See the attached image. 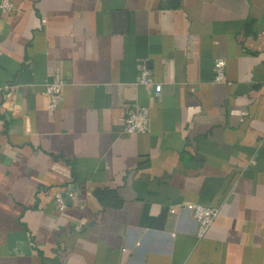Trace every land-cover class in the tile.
Returning <instances> with one entry per match:
<instances>
[{"label":"crops","instance_id":"0c3cea01","mask_svg":"<svg viewBox=\"0 0 264 264\" xmlns=\"http://www.w3.org/2000/svg\"><path fill=\"white\" fill-rule=\"evenodd\" d=\"M10 1L0 264H264V0ZM133 106L144 134L123 132ZM182 203L219 209L203 238Z\"/></svg>","mask_w":264,"mask_h":264},{"label":"built area","instance_id":"2783aa9c","mask_svg":"<svg viewBox=\"0 0 264 264\" xmlns=\"http://www.w3.org/2000/svg\"><path fill=\"white\" fill-rule=\"evenodd\" d=\"M14 11L13 4L10 0H0V13L4 15L12 14ZM224 69L225 61L222 58H217L213 62V74L214 81H224ZM138 79L137 83L142 86H152L155 94L160 93L161 84L155 83L151 78V70L147 66L146 61H142L137 66ZM63 87V81L60 78H55L47 82L44 86L43 95L47 98V109L54 111L59 106V97L61 88ZM14 87L5 85L4 91H11ZM149 130V112L148 109L142 107H129L125 111L123 118V132L126 134H144ZM47 197L53 200L56 209L59 212H63L66 209V205L63 202L60 192H53L47 194ZM70 199H73L72 194H68ZM180 211H186L191 214L196 222V236L197 238H203L215 219L218 217L219 209L217 207H211L203 204L182 203L177 206L169 208V214H176Z\"/></svg>","mask_w":264,"mask_h":264}]
</instances>
